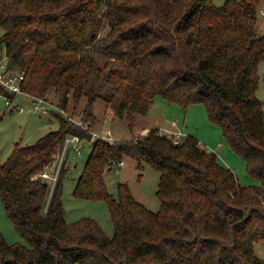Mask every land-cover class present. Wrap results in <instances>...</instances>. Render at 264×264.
<instances>
[{"label": "trees", "instance_id": "16d2710c", "mask_svg": "<svg viewBox=\"0 0 264 264\" xmlns=\"http://www.w3.org/2000/svg\"><path fill=\"white\" fill-rule=\"evenodd\" d=\"M264 0H0V57L24 72L34 101L54 90L59 126L0 162V198L23 243L0 233V264H264V111L256 92L264 61ZM263 16V17H262ZM108 31L104 33V29ZM17 68V69H16ZM0 93L12 97L0 85ZM202 103L257 184L192 135L178 143L157 127L129 139L91 141L73 194L102 199L111 237L98 222L64 219L62 166L38 176L68 135L89 141L93 104L103 100L130 130L154 98ZM86 103L81 126L62 111ZM125 157L159 174L151 211L127 182L108 191L104 172ZM51 188V189H50Z\"/></svg>", "mask_w": 264, "mask_h": 264}, {"label": "rangeland", "instance_id": "374dc122", "mask_svg": "<svg viewBox=\"0 0 264 264\" xmlns=\"http://www.w3.org/2000/svg\"><path fill=\"white\" fill-rule=\"evenodd\" d=\"M213 2L216 5H220L224 0H213ZM262 11H264V4L263 8L260 9L261 14H263ZM107 31L108 27L104 29V33ZM2 33L3 30L0 27V35ZM259 33L264 34V24H261ZM258 74L259 87L256 95L261 100L264 111V61L259 64ZM36 102L24 92L14 93L12 97H5L0 93V162H4L8 158L16 143L22 146L29 145L47 131L58 128L59 121L54 114L57 110L55 109L56 98L53 88L49 89L47 98L38 103L43 105L47 110V114H41L33 109V105ZM85 103L86 99L82 97L76 108L71 104L62 113L66 117H72L74 120H81L80 115ZM93 112L97 120L90 130L91 138L89 141L81 140L80 153L69 149L62 164V166L66 167L62 189V203L66 222H73L83 217H91L98 222L106 235L111 237L113 234V223L106 201L79 198L73 194L75 182L90 153L92 139L97 137L105 138L107 129L111 135V137L108 135L109 137L105 138L107 140L136 137L160 124L168 127L158 128L159 131L181 129L185 135L196 137L206 149L214 151L219 161L232 169L240 185L246 186L258 183L255 178L247 173L244 160L231 149L222 134L221 128L208 119L202 103H190L184 107L177 103L169 102L161 96H156L148 114L146 116L137 115L133 130L129 129L125 119L114 116L110 107L101 99H98L93 104ZM173 122L176 124L173 126L174 129L169 127L172 126ZM82 123L84 125L83 121ZM144 126H149L148 130ZM74 163H76L75 166H73ZM104 179L108 191L114 196L117 193V184L119 182H127L138 201L142 202L151 211L158 210L160 202L156 195V189L159 174L150 165L144 164L143 168H139L135 160L125 157L119 165L104 172ZM0 233L8 243L24 242L11 220L5 214L1 198ZM254 247L255 252L264 257V243L257 242Z\"/></svg>", "mask_w": 264, "mask_h": 264}, {"label": "built area", "instance_id": "2783aa9c", "mask_svg": "<svg viewBox=\"0 0 264 264\" xmlns=\"http://www.w3.org/2000/svg\"><path fill=\"white\" fill-rule=\"evenodd\" d=\"M262 13L264 14V11H262ZM2 54L3 56L0 57V85L7 93L21 92L22 90L21 84L22 81L24 80V72L8 69V66L6 65L5 62L6 57L3 48H2ZM4 96L7 97L6 95ZM37 101L38 102L35 101L36 103L33 105V109L35 111L40 112L41 114H47V110L43 107V105L38 104L39 102H42L44 100L38 99ZM75 121H77V123L81 126L85 125V124L83 125L82 120L80 119ZM175 125L176 124L173 122V126ZM160 133L167 134L168 136L172 137L174 143H178L181 140V138L185 136V134L181 129L166 130V131L164 129V131H160ZM108 135L111 137L110 131L107 129V135L105 138L109 137ZM81 147H82V141L78 135H74V134L68 135L63 142L61 150L55 155L53 160L49 162V164L45 167V169L38 173V176L47 180L53 185L56 181V178L59 174V171L62 167V164L65 160V155L68 152V150L71 149L76 153H80Z\"/></svg>", "mask_w": 264, "mask_h": 264}, {"label": "crops", "instance_id": "0c3cea01", "mask_svg": "<svg viewBox=\"0 0 264 264\" xmlns=\"http://www.w3.org/2000/svg\"><path fill=\"white\" fill-rule=\"evenodd\" d=\"M33 101H34V99H33ZM35 102V101H34ZM40 113V112H39ZM146 116V115H145ZM162 124H160V125H156L155 127H157V128H161L162 129V127L163 128H165V127H168V126H161ZM170 128H172V129H174V127H173V124H172V126H169ZM144 128H146L147 130H148V128H149V126L147 127V126H144ZM142 129V128H141ZM146 132V131H145ZM145 132H143V133H145ZM76 165V163H74V165L73 166H75ZM111 170V169H110Z\"/></svg>", "mask_w": 264, "mask_h": 264}]
</instances>
